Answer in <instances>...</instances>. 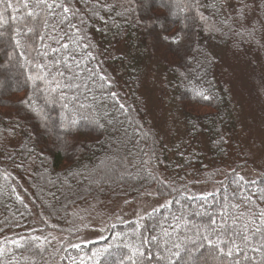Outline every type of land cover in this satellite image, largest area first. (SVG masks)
Here are the masks:
<instances>
[{
    "label": "trees",
    "instance_id": "trees-1",
    "mask_svg": "<svg viewBox=\"0 0 264 264\" xmlns=\"http://www.w3.org/2000/svg\"><path fill=\"white\" fill-rule=\"evenodd\" d=\"M245 2L185 0L176 21L169 0H74L61 23L60 8L0 0V264H264V250L229 258L203 239L217 240L209 215L239 228L264 211V0ZM177 32L179 46L161 39ZM120 145L131 161L102 188L95 173Z\"/></svg>",
    "mask_w": 264,
    "mask_h": 264
},
{
    "label": "snow or ice",
    "instance_id": "snow-or-ice-1",
    "mask_svg": "<svg viewBox=\"0 0 264 264\" xmlns=\"http://www.w3.org/2000/svg\"><path fill=\"white\" fill-rule=\"evenodd\" d=\"M85 4L87 5V0H84ZM173 2H175V0H173ZM195 2L198 3V0H195ZM218 2L220 3V7L221 8H226L228 7V5L230 4L231 0H218ZM253 2H255V0H253ZM29 3L30 0H23V7L24 8H29ZM242 3V9H248L249 8V4L247 2H245V0H241ZM74 0H52V2H49V0H35L34 3V8H41L42 10L44 8H46L49 13L52 12V10L54 8H60L63 11L64 17L63 20H61V23H63L65 20H68V14L71 13L72 17L75 18L76 16L79 15L80 13V9L78 8H74ZM167 6V4L165 5ZM7 7L11 8L12 4L8 3ZM176 7L179 8L180 12H184L185 8L180 7L179 4H176ZM188 8L191 7V5L187 6ZM176 13H173V15H175ZM92 15H98V12L95 10V6L93 5L92 7ZM27 16L28 17H32V18H37L39 16V13L36 12L34 9L33 10H29L27 12ZM201 19H203V17H201ZM247 19V14L246 12H244L243 10L240 11L239 13V17L236 18L233 22L234 23H238L240 24L243 20ZM81 24H84V19L81 17L80 20ZM45 24H47V21H45ZM70 27L76 28L77 25L75 24H71ZM29 32L34 31L33 28H29L28 29ZM251 34V33H250ZM183 36L180 32H177L176 34L172 35V36H168V35H162L161 39L163 41H165L168 44L171 45H176L179 46L182 41H183ZM41 39H43V37H41ZM17 45L19 46V40L16 41ZM63 47L66 49L68 48L67 44H64ZM53 51H55V49H53ZM91 55V54H90ZM59 63V62H57ZM37 67H42L40 65H37ZM60 76H63V73H59ZM44 76L40 75V76H35V77H29V79H34V80H44ZM101 80L105 79L104 76L100 77ZM49 83H55L56 86L52 87L49 89L50 92H56L57 89L60 87L59 83L55 82V78H53L52 81H49ZM68 86V85H65ZM113 96H115V93H112ZM197 96H201L203 99L207 100L209 99L208 96H204L203 93H196ZM22 104L25 105H29V101L28 100H23L21 101ZM65 107H67V105H65ZM120 108L123 109L124 105L121 104ZM30 110L33 111L34 113H36L37 116L41 115V112L38 111L36 108L31 107L30 106ZM43 118V117H41ZM72 124H75V121H72ZM62 129H64V126L61 125L60 126ZM65 131H67V129H64ZM64 142L67 143V139L66 137H63ZM242 179V178H241ZM205 215H207V213H205ZM243 215V214H241ZM252 216V219L245 224H242L239 228H237L236 226V222L239 219V217H237L236 219L233 220V223L231 225L227 224V223H221V224H217L216 219H214L211 215L208 216V220H209V224L205 225V229L207 231H209L212 235H216L217 236V240L213 241L210 236H204L203 239L206 240L208 242V245L216 250H218L219 254L225 257H229L232 258L234 256V254H238V255H243L245 257V259H247L248 257L246 256V252L245 250L248 249L249 247H251V250L254 252H261L262 250H264V211L259 213V218H260V224L256 223V214H250ZM252 224L254 231L252 229L249 228L248 224ZM167 235V233H166ZM256 235H259L261 237L258 247H252L250 245V241L253 240L255 238ZM153 239H155V237H153ZM237 240L240 241V243H237ZM148 241L145 240L144 243H147ZM241 245H243L244 247L241 248ZM175 247H179L178 245ZM132 253L133 256L135 257H139L141 261H143L144 259H147L149 261L155 259L157 261L163 260V259H167V257L164 256H152V255H147L145 254V252L143 250H141L140 248H134L132 249ZM172 255L179 257V252H174L172 253ZM129 259H132V257H129ZM132 264H137L136 260H132ZM235 264H240L239 261H236Z\"/></svg>",
    "mask_w": 264,
    "mask_h": 264
},
{
    "label": "rangeland",
    "instance_id": "rangeland-1",
    "mask_svg": "<svg viewBox=\"0 0 264 264\" xmlns=\"http://www.w3.org/2000/svg\"><path fill=\"white\" fill-rule=\"evenodd\" d=\"M155 1H156L155 4L157 5L158 3H161L163 0H155ZM169 1L171 2L170 4H172L171 8H173V11L170 13V16L175 18V20L177 21V15L176 14H177V10L179 8L176 7V4L178 3L179 6L182 7L184 5V1L185 0H175V2H173V0H169ZM173 13H176V14L173 15ZM3 24H4V22H2V25ZM2 77H3V75H2ZM82 81H83L82 78H79V79L76 80L77 83H81ZM81 84H83V83H81ZM72 95H77V94L73 93ZM72 104H73V102H71V104H70V109L72 111H74L72 109ZM67 112H68V110L66 108L64 113L66 114ZM82 116L86 117L85 114H83ZM61 120L65 121L64 114H61L59 116L58 121L56 122L57 123L56 124L57 128L56 129L53 128V129H55L57 132H61L62 133V132H64V129H62L60 126L61 125L64 126V123L61 122ZM109 123L111 124V122H109ZM125 128H126L125 130H126V132L128 134L130 133V130H132V128L128 127L126 124H125ZM121 133L122 132H119L113 137L114 144H119L118 137L121 136ZM125 138H130L129 139L130 142L134 141L133 137H125ZM130 145H131V143L129 144V146ZM112 157H113V160L112 161L111 160L106 161L103 164L102 169L97 171L95 173V176H94L96 180L100 179V177L102 178L103 176H105V178H104L105 180L100 182V186L102 188H105L107 186L105 181L111 180V179L116 178V177L119 178L120 176H123L122 174H123V168L125 167V164L128 165V163L131 161V158L128 156V148L124 147L122 145H120L117 148V150L112 154ZM72 188H73V186H72ZM209 192H211L210 189H206L205 190V194H208ZM161 204H162V202H156V201H153V199L147 200V201L146 200H140V201H138L136 203H132V204H129V205L125 206V207H122V209L120 207V209H121V213L120 214L125 216L128 219H135V218L141 217L142 215H144L145 213H147L150 210L159 208ZM85 239L88 240V241H93V240H97L98 238L96 236H90L89 238L86 237Z\"/></svg>",
    "mask_w": 264,
    "mask_h": 264
}]
</instances>
